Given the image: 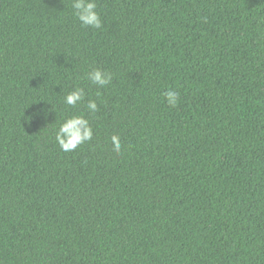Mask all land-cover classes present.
<instances>
[{"label": "trees", "instance_id": "obj_1", "mask_svg": "<svg viewBox=\"0 0 264 264\" xmlns=\"http://www.w3.org/2000/svg\"><path fill=\"white\" fill-rule=\"evenodd\" d=\"M96 3L0 0V264H264V0Z\"/></svg>", "mask_w": 264, "mask_h": 264}, {"label": "clouds", "instance_id": "obj_2", "mask_svg": "<svg viewBox=\"0 0 264 264\" xmlns=\"http://www.w3.org/2000/svg\"><path fill=\"white\" fill-rule=\"evenodd\" d=\"M72 7L74 9V15L84 27H91L93 29L102 28V20L99 12L96 10V0H73ZM87 78L93 85L105 87L111 83L112 74L107 70L96 68L87 73ZM163 95L170 107H175L178 104L179 93L177 91L168 90ZM84 97V89L76 88L65 96L64 103L68 106L75 107L79 102L84 100ZM86 107L91 113L98 111L95 100H89ZM92 135V129L87 119L83 116H72L60 125L56 133V140L62 150L71 151L85 141L91 140ZM112 143L114 150L118 153L120 151L119 138L112 137Z\"/></svg>", "mask_w": 264, "mask_h": 264}]
</instances>
